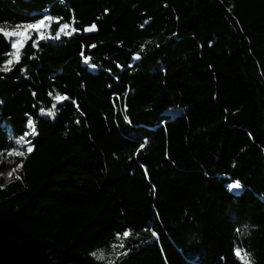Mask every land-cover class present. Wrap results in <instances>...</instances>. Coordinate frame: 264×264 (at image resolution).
Masks as SVG:
<instances>
[{
  "label": "trees",
  "instance_id": "obj_1",
  "mask_svg": "<svg viewBox=\"0 0 264 264\" xmlns=\"http://www.w3.org/2000/svg\"><path fill=\"white\" fill-rule=\"evenodd\" d=\"M46 17L0 32V264H264V0H0Z\"/></svg>",
  "mask_w": 264,
  "mask_h": 264
},
{
  "label": "snow or ice",
  "instance_id": "obj_2",
  "mask_svg": "<svg viewBox=\"0 0 264 264\" xmlns=\"http://www.w3.org/2000/svg\"><path fill=\"white\" fill-rule=\"evenodd\" d=\"M45 23H46V20L45 19H41L38 23L28 24V25L23 26V27L26 30H37V31H39L41 29V27L45 25ZM145 23H147V22H145ZM20 27L21 26H17V29L14 30V31H6L5 29L0 28V32H2L6 37H9V38L15 37L16 38L11 43V47L14 50V52L12 53V56L16 60V62H18V59H19V49L23 47L24 40L30 39V36H25V34L23 32L19 31ZM67 27H68L67 24L63 25L62 28H61V31H63V29H65ZM93 30H95V25H93L92 28L87 29V31H93ZM59 35H60V32H57L56 33L57 38L59 37ZM21 37H23L24 39L22 40ZM40 38L41 39L44 38L42 32L40 33ZM135 58L136 59H139V57H135ZM12 63H13V59H9L7 61V63L5 64V66H4V70L5 71L10 70L9 65H11ZM56 99L57 100H60L61 97L60 96H57ZM64 99H67V98L64 97ZM53 107H55V105H53ZM48 114L49 115H52L54 113L49 112ZM28 127L31 128V135H35L36 134V131H35V128L32 126V121L31 120L28 121ZM28 135H29V133L26 132L24 134V137H21V140L20 141H17V143H20L21 144V147L22 148H23L22 142L24 141L25 137H27ZM146 144H147V141L142 142L141 145H140V148L141 149L144 148ZM31 151H33V148L31 146H28L27 147V152L30 153ZM16 154L17 155H24V152L23 151H19ZM9 155H12V153H9ZM9 175H11V173ZM226 188L229 191L238 190V189L241 188V184H240L239 181L230 182L229 184L226 185ZM246 230H247V227L245 226L244 231H246ZM128 235H129V232H124L123 233V236L124 237H127ZM152 235L154 237L157 236V234L155 232H152ZM112 251H113V254H115L116 249L113 248ZM235 254H236L237 258L241 259L242 261L245 262V264H247V254L246 253L242 255L241 254V250L239 248H237L235 250ZM93 255H97V253H93ZM101 257H103V253L99 254V256H98V258H101ZM109 264H111V262H109Z\"/></svg>",
  "mask_w": 264,
  "mask_h": 264
},
{
  "label": "rangeland",
  "instance_id": "obj_3",
  "mask_svg": "<svg viewBox=\"0 0 264 264\" xmlns=\"http://www.w3.org/2000/svg\"><path fill=\"white\" fill-rule=\"evenodd\" d=\"M46 20V23L44 26L41 27V29L39 31L37 30H26L23 26H26L28 24H21V25H15V26H10L8 29H6V31H14L17 29V26H21L19 31L23 32L25 34V36H32L33 33H35L38 38H40V33H43L44 38H51V34H50V26L52 23V18L50 17H46L44 18ZM34 22V23H38ZM33 24V23H30ZM74 32L73 28H70L69 26L65 29H63V31H60V35L57 39H59L62 35H70ZM43 38V39H44ZM16 39L15 37H13V40ZM21 39L23 40L24 38L21 37ZM41 39V38H40ZM28 41V39L24 40L23 46L25 45V43ZM21 50V48L19 49V51ZM171 112L174 115H177L179 113V110H171ZM28 146L29 143H27ZM21 150L19 149H13L10 153H12V155H7V156H3L0 154V183H2L3 181L9 180L13 177H15L16 175H18L20 166L22 164V158L23 155H17L16 153L19 152ZM4 165V166H3ZM11 173V175H9ZM103 253V257L102 258H112L113 255V251L111 252H104V251H100V254ZM241 254H245L244 251H241ZM247 261H249L248 257H247Z\"/></svg>",
  "mask_w": 264,
  "mask_h": 264
},
{
  "label": "bare ground",
  "instance_id": "obj_4",
  "mask_svg": "<svg viewBox=\"0 0 264 264\" xmlns=\"http://www.w3.org/2000/svg\"><path fill=\"white\" fill-rule=\"evenodd\" d=\"M241 184V183H240ZM242 185H241V188L240 189H238V190H232V193H234V194H239L240 192H241V190H242Z\"/></svg>",
  "mask_w": 264,
  "mask_h": 264
},
{
  "label": "water",
  "instance_id": "obj_5",
  "mask_svg": "<svg viewBox=\"0 0 264 264\" xmlns=\"http://www.w3.org/2000/svg\"><path fill=\"white\" fill-rule=\"evenodd\" d=\"M6 38H7L8 40L11 39V38H9V37H6ZM50 40H51L50 38H44V41H45V42H48V41H50Z\"/></svg>",
  "mask_w": 264,
  "mask_h": 264
}]
</instances>
